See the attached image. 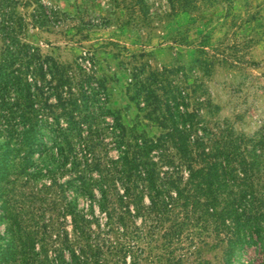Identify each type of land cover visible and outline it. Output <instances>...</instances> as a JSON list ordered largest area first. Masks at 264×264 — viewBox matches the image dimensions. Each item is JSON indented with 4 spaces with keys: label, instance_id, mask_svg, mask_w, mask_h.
<instances>
[{
    "label": "trees",
    "instance_id": "1",
    "mask_svg": "<svg viewBox=\"0 0 264 264\" xmlns=\"http://www.w3.org/2000/svg\"><path fill=\"white\" fill-rule=\"evenodd\" d=\"M23 3L36 4L32 26L48 23L43 3ZM17 5L0 0V188L20 184L31 193L24 209L4 186L0 264H105L100 234L126 236L137 217L142 230L147 227L141 236L137 228L130 231L138 239L161 228L171 245L198 227L225 246V264L262 260L264 131L238 132L225 118L211 122L217 106L209 98L177 84L159 95L136 72L131 100L146 109L144 118L158 132L138 128L141 121L125 126L101 79L23 41L26 22ZM197 61L206 69L215 63ZM190 101L196 106L189 108ZM113 149L116 157L108 154ZM41 179L47 184L39 186ZM95 205L104 222L94 215ZM52 210L59 219L55 231L53 218L45 217ZM67 217L71 232L64 228ZM118 245L115 252L133 247Z\"/></svg>",
    "mask_w": 264,
    "mask_h": 264
},
{
    "label": "rangeland",
    "instance_id": "2",
    "mask_svg": "<svg viewBox=\"0 0 264 264\" xmlns=\"http://www.w3.org/2000/svg\"><path fill=\"white\" fill-rule=\"evenodd\" d=\"M38 1L46 6L49 21L34 27L31 19L36 4L23 5L25 0H17L16 12L26 22L23 41L38 47L43 55L77 64L83 72L101 79L109 106L120 112L125 126L141 121L138 128L150 135L158 132L144 118L146 109L139 110L131 100V78L136 72L159 95L161 88L177 84L196 98H209L217 106L211 122L225 118L238 132L264 131V0H184L183 7L179 0ZM204 57L215 60L209 69L197 61ZM190 102L189 108L196 106ZM104 150L105 145L99 149L101 154ZM108 154L116 157L117 151ZM44 183L47 181L41 179L38 185ZM19 185L0 188V233L7 226L4 186L12 190L9 197L14 194L13 199L23 202L24 209L28 206L31 191ZM79 207L91 217L87 202L80 199ZM93 211L104 222L96 205ZM56 214V210L45 214L53 218L54 231L59 226ZM64 228L71 232L69 217ZM136 228L139 236L147 231L137 217L128 222L126 236L100 234L97 240L105 264H225V246L211 232L195 227L191 234L184 233L181 242L167 245L161 238L163 229L138 239L130 233ZM120 243L133 247L115 252ZM246 260L244 257L239 264ZM253 264H264V258Z\"/></svg>",
    "mask_w": 264,
    "mask_h": 264
}]
</instances>
